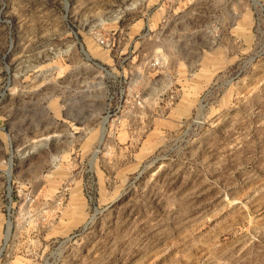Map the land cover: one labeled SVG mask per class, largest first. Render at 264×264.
Returning a JSON list of instances; mask_svg holds the SVG:
<instances>
[{"label":"rangeland","instance_id":"rangeland-1","mask_svg":"<svg viewBox=\"0 0 264 264\" xmlns=\"http://www.w3.org/2000/svg\"><path fill=\"white\" fill-rule=\"evenodd\" d=\"M0 264H264V0H0Z\"/></svg>","mask_w":264,"mask_h":264},{"label":"built area","instance_id":"built-area-1","mask_svg":"<svg viewBox=\"0 0 264 264\" xmlns=\"http://www.w3.org/2000/svg\"><path fill=\"white\" fill-rule=\"evenodd\" d=\"M94 40L101 47L108 48V46H109V41L107 40V38H105L104 36H102L100 34L94 36ZM123 91H124V88H121V89L118 90L119 97L122 96ZM106 98H107V100H106L107 101V104H110L111 103V100L113 98V94L111 92V89H108ZM135 104H140L139 98H137V100H135Z\"/></svg>","mask_w":264,"mask_h":264},{"label":"crops","instance_id":"crops-1","mask_svg":"<svg viewBox=\"0 0 264 264\" xmlns=\"http://www.w3.org/2000/svg\"><path fill=\"white\" fill-rule=\"evenodd\" d=\"M232 29H234L236 31V28H234L233 26L231 27V30ZM232 35H233V32H231V43H230V50H229L230 51L231 60H233V57L237 58V54L233 55V52L236 53V48H235V45H233L234 44L233 43L234 39H233ZM226 53L228 54L229 52L226 51Z\"/></svg>","mask_w":264,"mask_h":264}]
</instances>
